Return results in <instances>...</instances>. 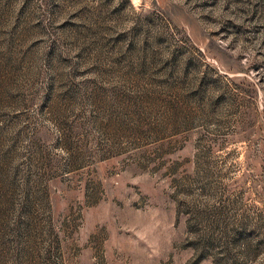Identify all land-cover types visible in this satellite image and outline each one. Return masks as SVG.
Listing matches in <instances>:
<instances>
[{"label": "rangeland", "instance_id": "rangeland-1", "mask_svg": "<svg viewBox=\"0 0 264 264\" xmlns=\"http://www.w3.org/2000/svg\"><path fill=\"white\" fill-rule=\"evenodd\" d=\"M0 264H264V0H0Z\"/></svg>", "mask_w": 264, "mask_h": 264}]
</instances>
